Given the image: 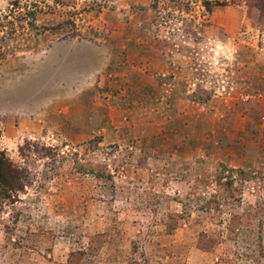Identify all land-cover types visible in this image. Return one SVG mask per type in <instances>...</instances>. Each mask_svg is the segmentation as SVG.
<instances>
[{"label":"rangeland","instance_id":"1","mask_svg":"<svg viewBox=\"0 0 264 264\" xmlns=\"http://www.w3.org/2000/svg\"><path fill=\"white\" fill-rule=\"evenodd\" d=\"M260 0H0V264H264Z\"/></svg>","mask_w":264,"mask_h":264},{"label":"trees","instance_id":"2","mask_svg":"<svg viewBox=\"0 0 264 264\" xmlns=\"http://www.w3.org/2000/svg\"><path fill=\"white\" fill-rule=\"evenodd\" d=\"M259 8L264 14V0H260ZM21 175L17 174V170L8 162L3 155L0 156V184L5 187L6 190H17L20 187Z\"/></svg>","mask_w":264,"mask_h":264}]
</instances>
